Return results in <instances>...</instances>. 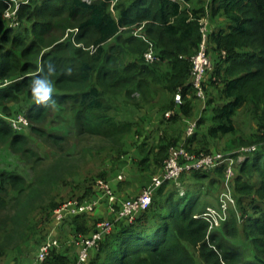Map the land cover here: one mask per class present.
Here are the masks:
<instances>
[{"label": "trees", "instance_id": "16d2710c", "mask_svg": "<svg viewBox=\"0 0 264 264\" xmlns=\"http://www.w3.org/2000/svg\"><path fill=\"white\" fill-rule=\"evenodd\" d=\"M181 1L121 0L112 8V0H20L18 17L25 25L14 29L0 18L3 113L9 114L10 105L27 96L33 102L26 111L31 132L60 150L66 139L47 132L43 125L54 104L70 107L80 136L101 137L123 153V139L132 131V125L115 123L108 100L124 96L140 105L151 102L158 87H162L173 95L181 93L180 111L191 117L196 97L191 82V58L202 40L200 20L207 15L214 19L222 12L229 22L228 28L211 29L209 36V54L213 49L220 59L215 65L218 75L212 73L204 83L207 94L208 85L218 84L221 99L213 109L214 125L209 135L215 140L236 136L234 118L239 110L248 108L260 132L252 137V144L263 143L264 0H212L198 9H183ZM9 3L13 2L0 0V17L9 9ZM140 27L154 46L158 58L154 63H146L148 44L133 34ZM67 31L68 38L61 41ZM55 33H60L61 38L49 40ZM47 48L51 50L45 52ZM124 53L132 57L126 65L122 64ZM47 79L55 82L58 93L44 95ZM136 94L140 97L134 100ZM202 123L200 119L198 128ZM6 144L26 161H43L29 139L16 133L8 120L0 117V146ZM165 145L156 153V159L167 153L162 162L168 157L169 148L180 144L167 141ZM240 145L249 143L242 139L231 142L226 150ZM186 147L195 153L218 150L196 151ZM261 148L253 159L241 164L236 176L240 222H246L245 228L231 211L229 220L207 238L208 223L195 218L206 210L207 203L200 195H189L187 184L190 178H210V171H197L182 177L185 196L179 195L173 183H167L157 190L148 210L132 222H116L113 231L92 250L88 264H197L191 248L198 250L205 264H264V147ZM91 152L87 154L93 155ZM68 156L38 175L33 186L22 175L0 176V257L14 249L19 251L30 215L46 193L43 187L61 183L75 167L67 162ZM213 171L222 175L224 169ZM166 185L173 189L169 195H162ZM11 191L17 192L18 197L10 198ZM245 196L252 198L249 204L254 216H245ZM254 197L257 199L253 200ZM83 217L70 220L69 238L96 230L94 225L91 231L84 232L85 226L76 224ZM77 226L79 232L72 233ZM75 260L64 250H53L44 264H72Z\"/></svg>", "mask_w": 264, "mask_h": 264}, {"label": "rangeland", "instance_id": "374dc122", "mask_svg": "<svg viewBox=\"0 0 264 264\" xmlns=\"http://www.w3.org/2000/svg\"><path fill=\"white\" fill-rule=\"evenodd\" d=\"M20 0H15L16 3H12V10L17 5H20ZM90 1V0H89ZM118 1L121 0H112L113 4L115 5ZM114 7V6H113ZM115 14L116 12L113 11ZM1 20L4 21V23L14 29H18L22 25H25L22 20H20V17L16 16L14 19H6L4 16L0 17ZM137 29H135L136 31ZM134 31V32H135ZM71 32L76 33V30H71ZM69 31L65 33L64 36H62V40H66L69 36ZM134 34V33H133ZM135 36V35H134ZM61 38L60 33H55L52 36H50L49 40H57ZM118 44V42H115ZM1 44V41H0ZM9 47V45H8ZM10 48V47H9ZM123 49H127L126 46L123 47ZM51 48H47L45 52L50 51ZM1 58V57H0ZM130 58L127 55V53H124L122 55V64L126 65L127 63L131 62ZM212 62V61H211ZM162 69H166V67H163ZM211 69V68H210ZM211 85H208V88ZM213 86V84H212ZM161 89L164 90V88L161 87ZM217 89V88H215ZM166 91V90H165ZM209 92V91H207ZM58 93V90L55 87V82L51 79H47L45 87H44V95H53ZM158 94V93H157ZM178 94V93H177ZM207 100L203 102L202 100L195 97L194 101H197V107L204 108L208 110L209 113H211V109L213 110L219 103L221 102L220 98H216L212 95V93L207 94ZM157 96V95H156ZM155 96V97H156ZM120 99L117 100H108L107 103H109L111 107L110 115L114 118L115 123L121 124V123H127V121L124 120V118H129L131 115L135 116L137 115V109L131 108L128 110V107L126 104H134L132 101L124 96H119ZM140 95H137L133 98L134 100L138 99ZM154 97V98H155ZM212 99L213 101L211 104H208V101ZM154 100V99H153ZM138 102V101H137ZM31 103V101L27 98V96H22L21 100L17 103V107L15 111H10L9 114L4 115L3 119L8 120L9 123H11V120L17 118L19 115H26V111L28 109V105ZM16 104V103H15ZM204 107H203V106ZM133 107H136L134 105ZM248 108L245 110H241L237 113L236 116V123H237V135L233 137H226L225 141L221 144L222 148H217V151H222L223 153H231L237 151L240 147H246L248 145H240L236 148L233 147L232 151H227L226 149H229L228 144L231 142H238L239 140H243L244 142H248L249 145L252 144V137L256 134H260L259 131L256 130L255 132V123L254 119L250 115V112L247 111ZM175 113L176 110L167 108L164 110L163 114V121H169L173 119L175 116H169L167 117V114ZM130 115V116H129ZM202 116V114H200ZM204 122V120H202ZM196 122L197 125L199 124V119L194 118L190 119V122ZM214 123V122H213ZM143 123H137L138 126L132 125V132L136 133L138 136L139 141L141 144L143 143V140L141 136L144 135V132L146 130L143 129L142 125ZM44 129L52 134H58L61 137H64L66 139V142L62 144V149H58V147H55L50 143L46 138H41L36 135H34L31 130L30 126L28 128L23 129L25 130L24 134H29L30 137L28 138L31 145L33 146V150L35 153H37L38 156L43 158V161L39 164H34V162H29L24 160V158L20 155H16L12 152V154H6V150L3 151L2 157V165L1 168L8 169V170H0V176L3 173L8 174H18L22 175L26 178L27 184L33 186V183L35 182V179L38 175H41L43 172L48 171L50 165L57 164L61 161L62 157L68 156V163H71L75 167L71 170L70 174L65 178L64 181H62L59 184L53 185L49 188L43 187L46 190V193L44 194L43 198L38 201L36 204V208L33 213L30 215V219L28 224L26 225V228L24 230L25 235L23 238V242L19 244V251L14 249L12 251L7 252L4 256L0 257V259H6L11 258L12 255L17 254L18 257H21L25 254V256L34 254L36 258L37 253V245L48 235L51 233L52 229L54 228V221H53V211L63 202L74 199V198H80L81 193L84 191V198L85 200L90 199V197L93 195L94 186L98 180L105 179L109 182H111L110 179H108L109 174L112 173H118L121 171L119 167V160L124 158L127 154L126 151H128V145L133 140L134 133H129L131 135H126L123 139L124 146L120 150L123 153H119L117 151V148H119L116 145L107 143L101 137L98 136H80L77 132V126L74 120V116L72 115V112L70 110V107L65 106H59L57 104H54L53 108L51 109V114L49 116L48 121L43 125ZM188 127V126H187ZM150 131V130H148ZM147 131V133H148ZM198 131V126L196 129V133ZM21 132V131H20ZM28 135V136H29ZM27 136V137H28ZM128 136V137H127ZM145 136V135H144ZM127 137V141H126ZM147 141V143L144 145L146 147L147 153L149 151H154L157 153L158 147L154 144V139L152 137L144 139ZM139 141H137L139 143ZM137 143V145H138ZM127 144V147H126ZM113 146V147H112ZM235 149V150H234ZM89 150H92L91 154H87ZM126 150V151H125ZM157 150V151H156ZM215 152V151H214ZM153 152L152 159L156 158V154ZM199 153V152H198ZM99 154V155H98ZM129 154V153H128ZM121 157V158H120ZM129 158H132L131 153L129 154ZM249 158V157H248ZM250 158H254V156H251ZM66 163V162H65ZM164 163V162H163ZM163 166V165H162ZM239 168L237 169L236 176L239 174ZM210 177L213 175L212 184L209 188V194L214 195L212 200L210 201V197H207V199L210 202L205 201L207 203V207L215 206L217 203V197L220 192V189L223 188V180L225 178V173L223 172L222 175H219L217 172L210 171L208 173ZM118 175L123 176V180L126 178L125 170L121 171V173H118ZM236 176L233 181V191L234 196L237 201V193H236ZM181 181V180H180ZM184 186L186 185L184 181H182ZM112 183V182H111ZM112 186L115 188L114 184L112 183ZM187 187L188 184H187ZM186 191V188L183 189ZM92 195L86 199L87 195ZM18 197V193L15 191L10 192V198L15 199ZM257 199V197H254L253 200ZM252 200L251 197H243L242 202L244 205L248 206V213L245 216H254L255 213L252 212L250 208L249 202ZM238 219V222L242 228H245L246 222L242 220L240 222V217L242 216L241 211L239 209L238 201L236 209L233 210L232 216H234ZM103 221V220H102ZM97 225V223L95 224ZM65 226V225H63ZM63 226L60 228L62 229ZM67 226V225H66ZM69 227V224H68ZM67 227V228H68ZM96 227V226H95ZM66 229L64 235H69V230ZM55 229V228H54ZM91 233V232H90ZM66 245V244H65ZM65 245L61 246L59 250H63L65 248ZM58 250V251H59ZM66 253H69V256L72 258V260H75L77 257V251L66 250ZM249 251V250H247ZM191 252L194 255L197 264H205L199 257V254L197 253L198 250H194L191 248ZM12 254V255H11ZM11 260V259H9ZM88 264V263H87Z\"/></svg>", "mask_w": 264, "mask_h": 264}, {"label": "built area", "instance_id": "2783aa9c", "mask_svg": "<svg viewBox=\"0 0 264 264\" xmlns=\"http://www.w3.org/2000/svg\"><path fill=\"white\" fill-rule=\"evenodd\" d=\"M10 1L16 3L15 0ZM9 5V9L5 12L4 17L6 19H14L18 16L20 5L14 7L13 10V4L9 3ZM200 27L202 40L196 54L191 58V82L196 98L205 102L207 95L204 83L212 66L209 54L211 28L208 20L204 17L200 20ZM142 31L143 27H140L134 32V35L148 44L149 49L144 57L146 63L151 64L158 60V58L155 55L153 44ZM177 97L182 100L180 92H178ZM173 114L175 115V113L171 112V114H167V117L173 116ZM10 124L16 132H20L30 126L26 115H19L17 118L11 120ZM197 126L196 122L189 123L186 131L187 137L191 138L194 136ZM261 147H264V142L240 147L237 151L231 153H223L222 151L195 153L189 151L185 144L171 146L168 157L164 161L162 173L154 176L151 184L135 198L121 199L111 182L105 179L98 180L94 186L92 198L88 200H81L79 198L70 199L61 203L54 210L53 221L55 229L53 228L48 237L37 245L35 264H44L51 252L53 250L58 251L61 246L65 245L66 241L68 243L71 241L78 247L76 260L72 264H87L92 250L97 249L100 242L113 231L114 224L118 221L132 222L140 213L148 210L152 205L157 190L163 187V185L173 183L179 195L183 197L186 195L183 190L185 189L182 182L183 176L187 175L188 177L197 171H213L217 168H223L225 178L223 180V188L218 194L216 205L207 207L203 213L195 216V218L202 219L208 223L207 238H209V235L213 231L220 228L229 220L230 212L236 209L237 201L234 196L233 181L238 167L258 150L262 149ZM118 179L122 181L123 176H119ZM100 204H105L109 208L113 215L112 219L100 221L97 224L96 230L89 235L79 234L70 236V238L64 235V227H68L71 219L93 214ZM62 226L63 228L60 229Z\"/></svg>", "mask_w": 264, "mask_h": 264}, {"label": "crops", "instance_id": "0c3cea01", "mask_svg": "<svg viewBox=\"0 0 264 264\" xmlns=\"http://www.w3.org/2000/svg\"><path fill=\"white\" fill-rule=\"evenodd\" d=\"M211 1L212 0H188V1L182 0L181 3L183 9H198L203 6L206 7ZM222 14L223 13L221 12L214 19H211L210 15L205 16L212 30L219 28L220 29L228 28L229 22ZM210 50H211L210 57L212 61V66L207 75L208 78H210L212 73H215V65L220 60L218 54L213 49ZM217 75L218 73L214 74V76ZM217 86L218 84L216 85L214 84L213 86L211 85L209 87V93H212V95L215 96L216 98H220L219 89H215L217 88ZM177 95L178 94L173 95L170 92L165 91L158 87V94L151 102L141 103L140 105H136V107H133L134 104H128V103L126 104L128 110H130L131 108H135L137 109L138 114L135 116L131 115V117L129 118H124V120L130 123L131 125L134 126L135 124V126L138 127L139 125H137V123L139 122L143 123L141 125L143 129L146 131L144 132L145 136L144 135L141 136L143 140L142 144L139 141L137 134L131 131L132 133H134L133 140L128 145V151L125 150L127 152L126 156L119 160L120 162L119 167L121 171L125 170L126 178L122 181L118 179L119 177L118 173H121V171L118 173L109 174L108 179H110L111 182L114 184L118 196L121 199L135 198L139 196L144 191V189L151 184L153 177L156 175H160L162 173L163 170L162 157H166L167 153L160 152L161 155H159L158 159H156L157 157L152 159V155L153 152L155 153V150L154 151L151 150L147 153L146 147L144 146L147 143V141H145L144 139L149 138L150 140V138L152 137V139H154L155 146H157L158 149L160 148V150H162V148H165L166 146L165 144L167 141L188 145L193 150L196 151L203 150L205 148L212 150H216L217 148H222L221 144L225 141V138L221 140H215L209 135V129L214 125L213 123L214 111L211 109V113H209L208 110L205 109L203 105L202 106L204 108H199L197 107V101H192V107H193L192 116L187 117L184 114H182L180 111V106L183 104V100H180L177 97ZM32 103L33 102L29 103L27 107L29 108L32 105ZM16 107L17 104L10 105L12 112L15 111ZM167 108L176 110L174 115L175 117L169 121L164 122L163 114H164V110ZM243 109L245 110L246 108ZM3 114L4 113L2 111V108H0V117L4 118V115L6 114L4 115ZM200 114H202V116ZM236 116L234 118V124L236 125L237 128V123L235 121ZM194 118H197L199 120L201 119V121L204 120V122L199 126L195 137L191 139L187 137L186 131L190 119H194ZM25 130L16 133L25 135L27 137L29 134H24ZM254 130H255L254 133H256L257 126ZM29 137L30 135L27 138ZM127 137H126V141H127ZM137 141H139V143ZM4 150H6L5 152L6 154H10V153L12 154L10 144L0 146V170H8L1 168L2 160H3L2 154ZM128 153L129 154L131 153L132 158H129ZM211 178L213 179V175L208 179L190 178L188 185L189 195H200L203 199H205V201L210 202L214 196L209 194L210 181L212 180ZM172 189L173 188L171 186L166 185L165 189L164 188L162 189V191L163 190L164 191L161 192V194L163 195L164 193V195H169ZM91 195L92 193L90 195H87L86 199L89 198ZM81 196L83 198L85 197L84 191L81 193ZM92 197L93 195L90 198ZM207 197H210V201L207 199ZM112 217L113 215L110 212L109 208L105 204H100L93 214L78 219L76 224L78 225L79 223L80 225L85 226L84 232L88 233L94 228V225L96 223L102 220L112 219ZM75 228L76 229L71 230L72 233H75L76 231L79 232L78 230L79 226ZM68 230L70 232V229ZM64 231H66V229ZM67 249L68 251L72 249L74 251H77L78 247L75 246L71 241H69V243L68 242L66 243L65 248H63L65 253L67 252L66 251ZM35 261L36 260L34 254L28 256H25L24 254L21 257H18L17 254H14L12 255L11 258L0 259V264H35Z\"/></svg>", "mask_w": 264, "mask_h": 264}, {"label": "bare ground", "instance_id": "6f19581e", "mask_svg": "<svg viewBox=\"0 0 264 264\" xmlns=\"http://www.w3.org/2000/svg\"><path fill=\"white\" fill-rule=\"evenodd\" d=\"M166 147V146H165Z\"/></svg>", "mask_w": 264, "mask_h": 264}]
</instances>
